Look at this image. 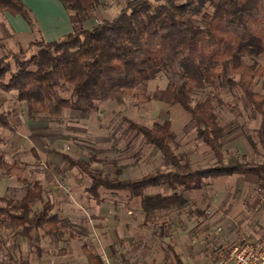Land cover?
<instances>
[{
    "label": "trees",
    "instance_id": "1",
    "mask_svg": "<svg viewBox=\"0 0 264 264\" xmlns=\"http://www.w3.org/2000/svg\"><path fill=\"white\" fill-rule=\"evenodd\" d=\"M59 1L80 22L84 9L79 0ZM0 10L20 16L32 28L21 0H0ZM32 47L36 50L27 57ZM159 77L167 79L165 87L149 93V83ZM207 87L242 93L259 119L256 136L264 152V0H128L114 18L99 21L90 30L79 29L52 42L40 39L0 57V90L14 92L31 121L41 116L59 118L67 111L86 120L102 104H123L132 97L141 103L179 107L189 115L198 139L212 152L214 162L208 167L192 168L184 155L175 154L169 121L151 127L128 121L129 128L167 162L165 171L136 179H122L118 172L109 178L62 155L70 167H81L87 174L89 194L121 192L138 200L144 224L156 222L159 215L172 220L189 208L187 195L202 189L206 180L252 176L264 189V157L250 161L225 157L224 128L212 99L194 103L195 92ZM66 91L69 98L62 95ZM0 125L9 126L2 115ZM0 165L20 181V168ZM39 201L42 187L34 182L13 210L0 209L1 222L30 243L40 232L58 242L60 220L50 214L49 202L34 210ZM83 253L88 264H103L85 246Z\"/></svg>",
    "mask_w": 264,
    "mask_h": 264
},
{
    "label": "rangeland",
    "instance_id": "2",
    "mask_svg": "<svg viewBox=\"0 0 264 264\" xmlns=\"http://www.w3.org/2000/svg\"><path fill=\"white\" fill-rule=\"evenodd\" d=\"M126 3L114 0L112 5L118 7V13ZM6 20L5 12L0 10V57L40 40L36 34L15 32ZM35 50L32 47L27 57ZM166 83V78L159 77L149 83L147 91L162 89ZM62 95L70 97L68 91ZM207 98L212 99L218 122L224 128L225 157L263 159L256 136L259 119L242 93L207 87L195 92L194 103ZM0 115L9 124L0 125V164L5 162L22 170L19 181L0 165V209L13 210L37 182L42 187V201L35 204L34 210L49 202L50 214L58 216L62 232L58 242L40 232L37 241L30 243L3 226L0 215V264H88L83 248L98 256L97 240L111 261L118 264H177L175 256L181 264H216L233 248L264 238V189L252 176L206 180L202 189L187 195L189 208L172 220L159 215L156 222L144 224L138 200L121 192L113 195L100 190L97 197L89 194L87 174L63 160L62 155H67L109 178L118 172L122 179H136L165 171L167 162L129 128L128 121L146 127L169 121L175 154L184 155L192 168L212 165V152L198 139L194 123L179 107L141 103L132 97L123 104H102L86 120L67 111L59 118L41 116L31 121L16 94L0 90ZM58 182L68 184V189L59 188Z\"/></svg>",
    "mask_w": 264,
    "mask_h": 264
},
{
    "label": "crops",
    "instance_id": "3",
    "mask_svg": "<svg viewBox=\"0 0 264 264\" xmlns=\"http://www.w3.org/2000/svg\"><path fill=\"white\" fill-rule=\"evenodd\" d=\"M21 1L29 10L33 21L32 28L20 16L14 17L5 12L7 23L15 32L24 35L36 34L47 42L56 41L80 28L90 30L99 21L108 19L106 16L114 18L118 14V7L112 5L114 0H95L97 5L94 8V0H79L86 16L84 15L81 22H76L59 0ZM113 226L116 227V224Z\"/></svg>",
    "mask_w": 264,
    "mask_h": 264
},
{
    "label": "built area",
    "instance_id": "4",
    "mask_svg": "<svg viewBox=\"0 0 264 264\" xmlns=\"http://www.w3.org/2000/svg\"><path fill=\"white\" fill-rule=\"evenodd\" d=\"M57 184L63 190H67L69 187L63 182ZM97 247L100 249L98 257L103 264H118L111 261L98 240ZM216 264H264V238L233 248L229 256L221 257Z\"/></svg>",
    "mask_w": 264,
    "mask_h": 264
}]
</instances>
